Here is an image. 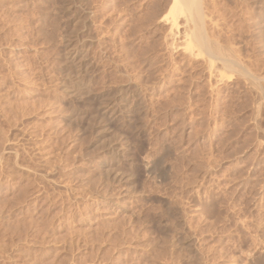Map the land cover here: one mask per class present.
Returning <instances> with one entry per match:
<instances>
[{"label":"rangeland","instance_id":"374dc122","mask_svg":"<svg viewBox=\"0 0 264 264\" xmlns=\"http://www.w3.org/2000/svg\"><path fill=\"white\" fill-rule=\"evenodd\" d=\"M204 3L239 67L185 51L170 0H0V264H233L264 197V0Z\"/></svg>","mask_w":264,"mask_h":264},{"label":"bare ground","instance_id":"6f19581e","mask_svg":"<svg viewBox=\"0 0 264 264\" xmlns=\"http://www.w3.org/2000/svg\"><path fill=\"white\" fill-rule=\"evenodd\" d=\"M208 3V2H207ZM204 0H170V4L168 6L169 8V16H167L166 20H171V24L172 27H176L178 21V18L181 16H184L186 21L185 24H187L188 30L185 33V36H183V38H185V42L187 41V47L190 52L193 50H195V48H197L199 51L198 53H205L209 60H218L221 61V63L223 64L224 67L226 68H236L239 67V63L228 53H226L224 50V48H222L219 43H217L218 41H215L211 35L207 32L206 29V22H205V9L204 8ZM206 7V6H205ZM163 8V7H162ZM167 8V10H168ZM208 10V9H207ZM165 20V21H166ZM209 28V27H208ZM187 29V28H186ZM210 35V36H209ZM211 37V38H210ZM218 40V39H217ZM191 49V50H190ZM192 51V53H193ZM188 52V51H187ZM195 52V51H194ZM197 53V52H196ZM195 57V56H194ZM207 60V59H206ZM208 61V60H207ZM212 61V62H213ZM218 64V63H217ZM241 70V69H240ZM239 70V71H240ZM243 70V69H242ZM243 75H247L244 74L245 71H242ZM246 73V72H245ZM263 95V94H262ZM264 99V98H263ZM257 109V108H256ZM254 113V117L256 120V127H257V131H259L261 134H264V111L261 110V108L257 109ZM107 121V120H106ZM255 122V121H254ZM255 135V134H254ZM256 139V138H255ZM262 142V141H261ZM226 143V142H225ZM240 150V149H238ZM231 153V152H230ZM241 154V153H240ZM256 154V153H255ZM239 155V154H238ZM228 157V156H227ZM252 163V162H251ZM264 169V168H263ZM245 172V171H244ZM239 177V176H238ZM237 177V178H238ZM258 177V176H257ZM241 178V177H240ZM239 178V180H240ZM245 178V177H244ZM231 180V179H230ZM236 179H233V181ZM245 180V179H244ZM256 180V179H255ZM263 180V179H262ZM238 181V180H237ZM230 182V181H229ZM264 183V182H263ZM228 185V183H227ZM255 185V184H254ZM221 186V185H220ZM260 186V185H259ZM239 187V186H238ZM240 188V187H239ZM236 190V189H235ZM253 190V188H252ZM261 190V189H260ZM257 190V191H260ZM250 191V190H249ZM208 192V191H207ZM224 192V191H223ZM262 192V190H261ZM227 193V192H226ZM257 193V192H256ZM264 193V192H263ZM230 194V193H228ZM227 194V195H228ZM232 195V194H231ZM260 195V194H259ZM229 196V195H228ZM227 196V197H228ZM262 197V196H261ZM219 198V197H218ZM233 198V197H232ZM251 198V196H250ZM225 199V198H224ZM227 199V198H226ZM260 199V198H259ZM213 200V199H212ZM253 201V200H251ZM262 207H260L259 212L257 213L258 215H251L250 218H246L247 217V213L245 212L246 215H244V213H242V219H244V217L246 219H244L243 221H241V225L237 224V227L240 226L239 230L245 232V234H243V232L237 233L238 238L236 237V246L234 249V252H231V260H228V263H233V264H264V197L262 198ZM261 201V202H262ZM222 202V201H221ZM229 202V201H228ZM223 203V202H222ZM225 203V202H224ZM237 203V202H236ZM246 203V202H245ZM202 204V203H201ZM221 204V203H220ZM228 204V205H227ZM225 205V204H224ZM227 205V209L229 206V203H226ZM225 205V206H226ZM250 205V204H249ZM225 208V207H224ZM225 208V210H227ZM232 208V207H231ZM244 208V206H243ZM230 209V208H229ZM228 209V210H229ZM253 209V208H252ZM210 210V209H209ZM237 210V209H236ZM235 210V211H236ZM241 210V209H240ZM223 211V210H222ZM234 211V212H235ZM243 211V209L241 210ZM240 211V213H241ZM258 211V210H257ZM256 211V212H257ZM210 212V211H209ZM227 213V211H224V213ZM230 212V211H228ZM233 212V214H234ZM250 212V211H249ZM248 212V213H249ZM213 213V210H212ZM222 213V212H221ZM223 213V214H224ZM225 215H228L226 214ZM237 213V211L235 212ZM239 213V211H238ZM204 214V213H203ZM213 215V214H212ZM215 215V214H214ZM218 215V214H217ZM219 216V215H218ZM221 216V215H220ZM230 216V215H229ZM228 216V217H229ZM236 216V214H235ZM239 216V215H238ZM227 217V216H225ZM249 217V216H248ZM235 218V217H234ZM226 220L228 218H225ZM236 219V218H235ZM234 219V220H235ZM241 219V215L238 217V220ZM249 219V220H248ZM229 220V219H228ZM233 220V219H231ZM237 220V221H238ZM215 221V220H214ZM213 221V222H214ZM229 222V221H228ZM216 224V223H215ZM239 225V226H238ZM227 226V225H226ZM215 227V226H214ZM236 227V226H235ZM224 228V227H223ZM229 228L228 226L226 227V229ZM235 229V228H234ZM224 230V229H223ZM231 230V229H230ZM238 230V229H237ZM236 230V231H237ZM228 231L227 233H229V230H225ZM224 231V232H225ZM233 233V232H232ZM240 234V236H239ZM225 235V233H224ZM250 236V237H249ZM227 237V236H226ZM229 237V236H228ZM228 240V239H227ZM231 243V242H230ZM225 244V243H224ZM227 244V243H226ZM227 248V247H226ZM227 251V250H226ZM230 250H228L229 252ZM226 253V252H225ZM223 254V253H222ZM229 254V253H228ZM226 255V254H225ZM230 258V255H228ZM227 258V259H229ZM224 263V262H223Z\"/></svg>","mask_w":264,"mask_h":264}]
</instances>
